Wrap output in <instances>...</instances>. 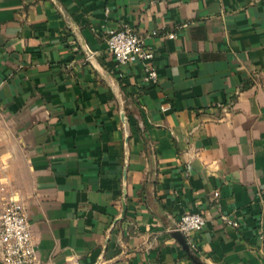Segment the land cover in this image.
I'll use <instances>...</instances> for the list:
<instances>
[{
    "label": "crops",
    "instance_id": "0c3cea01",
    "mask_svg": "<svg viewBox=\"0 0 264 264\" xmlns=\"http://www.w3.org/2000/svg\"><path fill=\"white\" fill-rule=\"evenodd\" d=\"M126 26L157 84L108 49ZM10 197L35 264H264V0H0Z\"/></svg>",
    "mask_w": 264,
    "mask_h": 264
},
{
    "label": "built area",
    "instance_id": "2783aa9c",
    "mask_svg": "<svg viewBox=\"0 0 264 264\" xmlns=\"http://www.w3.org/2000/svg\"><path fill=\"white\" fill-rule=\"evenodd\" d=\"M170 36L175 37V34ZM107 44L118 64L142 62L145 66V81L151 84L158 83L155 51L145 44L143 36L135 29L128 26L109 29ZM222 218L233 226L239 224L227 215H223ZM207 222L208 219L202 212L187 211L181 216L176 229L185 236H190L193 232L202 231ZM0 255L4 264H35L38 259L32 223L24 202L17 197L5 200L0 218Z\"/></svg>",
    "mask_w": 264,
    "mask_h": 264
}]
</instances>
